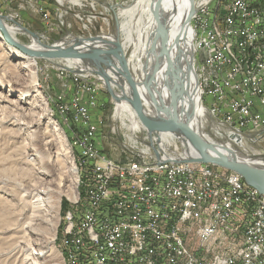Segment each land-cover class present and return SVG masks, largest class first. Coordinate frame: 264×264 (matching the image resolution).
<instances>
[{"label": "rangeland", "instance_id": "obj_1", "mask_svg": "<svg viewBox=\"0 0 264 264\" xmlns=\"http://www.w3.org/2000/svg\"><path fill=\"white\" fill-rule=\"evenodd\" d=\"M136 1L96 0L92 9V0H16L7 10L9 15L5 18L6 24L15 28L14 30L19 28L14 21L23 26L22 30L19 28L14 34L12 33L19 42L39 48L45 45L66 47L73 44L76 38L99 37L93 43L101 47V57L108 59L109 64L92 54L91 49L80 51L87 56L35 58L24 54L9 44L2 34L0 35V264H68L63 248L59 246V238L61 239L63 235L58 236V227L59 229L61 227L60 235L66 223L64 217L68 210L72 213L74 211L76 215L84 211L86 186L80 184L81 179L84 180L83 166L78 163L77 145L70 140L73 132L71 133V128H68L65 122L60 121V113L55 108V101L59 96L63 97L61 100L72 111L75 110V102L87 109L88 120L96 125L95 146L100 155L108 159L126 163L131 159L141 158L146 163L149 160L157 164H193V168L208 166L214 173L239 175L246 185L264 196V193L248 184L242 175L228 168L209 162L166 161L167 158L184 159L196 156L197 150L175 132L150 129L140 120L134 107L126 99V96L130 95L128 81L122 69L113 64V61H120L119 54L112 44L101 41L119 42L134 80L136 82L146 80L153 65L145 73L144 71L142 74L135 73L130 66L134 47L124 45L126 37L122 23L130 18L122 13V9ZM228 3L229 0H221L220 4L217 0H191L189 7L184 10V21L192 32V54L188 60L191 62V69H188L187 76H191V80L194 81L195 93L198 94L199 106L203 112L202 131L191 124V119L190 124L205 140L221 147L222 150H233V156L253 159L257 165L264 166L262 104L259 106L256 103L252 107L253 113L263 116L260 124L230 126L225 120H221L220 116L216 120L208 100L199 87L197 64L199 61L203 63L207 56V51L197 46L202 34L203 9L209 6L218 14L226 12L224 7ZM259 4L263 5L264 0H260ZM41 9H46L45 13L49 16L45 21ZM91 9L97 14L96 17L88 16V11ZM20 11V16H17ZM13 12H15L14 17L10 15ZM115 15L118 17V27L115 24ZM138 15L137 12L135 21L132 20L135 28L138 27L136 26ZM30 31L36 36L33 37ZM156 37L157 33L149 48L150 53L154 52L153 44ZM33 38L36 40L35 44ZM14 49L32 57L35 65L31 69L25 68V57L14 54L13 52L16 51ZM32 72L37 77L38 87L34 90L31 88L29 95H25L29 89ZM153 86L158 92L154 82ZM138 92L146 114L156 117L159 110L152 91L148 86L145 88L138 86ZM35 93H39V97L47 106L46 115L41 120H38L40 112L37 113L38 110L28 108L25 104L28 98L35 97ZM19 98H23V102H20ZM161 98L165 104L162 96ZM165 105L175 109L169 104ZM195 111L194 108L193 114ZM176 112L180 117V112L178 110ZM161 115L166 116V112L163 111ZM47 138L49 142H46ZM32 145L37 151L31 148ZM38 151L45 155V162L41 160ZM29 158L33 160L30 166L24 162ZM158 158L162 160L158 161ZM32 181L48 190L46 194H41L43 197L50 196V203H44L41 212L34 213L26 204L25 188L28 182ZM78 192H81L83 202L76 210L67 197L74 198ZM50 205H53V208ZM31 213L36 215L33 217L31 227H27ZM53 226H55L53 237L55 251L50 254L48 251L50 245H39L35 241L42 242L37 232L41 233L42 237L45 235L51 237ZM243 240L242 233H239L235 240L232 234L230 245L220 244V246L224 252L234 251L236 254L246 248L242 246ZM195 241L196 238L186 243L191 251L197 246ZM196 256L203 258L198 254Z\"/></svg>", "mask_w": 264, "mask_h": 264}, {"label": "built area", "instance_id": "obj_2", "mask_svg": "<svg viewBox=\"0 0 264 264\" xmlns=\"http://www.w3.org/2000/svg\"><path fill=\"white\" fill-rule=\"evenodd\" d=\"M15 1L0 0V13L8 16ZM259 3L229 0L226 12L207 6L202 13L197 46L207 56L197 64L199 87L216 120L220 116L230 126L263 120L252 111L256 103L264 109V4ZM92 9L88 16L96 17ZM41 10L45 21L49 16ZM61 99L55 108L75 134L86 186L84 211L68 210L59 235L68 264H97L104 255L116 256V264H264V196L239 175L193 164L108 159L95 146L96 125L87 109L75 102L72 111ZM239 233L246 248L224 252L220 244L230 245L231 235L235 240ZM194 238L191 251L186 243Z\"/></svg>", "mask_w": 264, "mask_h": 264}, {"label": "bare ground", "instance_id": "obj_3", "mask_svg": "<svg viewBox=\"0 0 264 264\" xmlns=\"http://www.w3.org/2000/svg\"><path fill=\"white\" fill-rule=\"evenodd\" d=\"M190 1L191 0H137L134 4L122 9V13L130 18V20H127V22H124L122 24V28L124 29L125 37H126L125 46L126 47L130 45L134 46V50L132 52L130 59L131 66L135 71L143 73L142 66L144 65L146 67V70H148L152 65H154L155 61L158 58L157 56L159 52V47H158L159 41L157 42V46L153 53H150L148 51L150 50L149 48L151 46L152 40L155 37V34L158 32L160 21L162 22V24L168 23V26L170 28L168 43H166L168 60L165 62L163 67L160 68V70L155 74L153 82L155 85H157L158 92L163 97L165 104H169L173 106L176 110H178L180 112V118L182 117V119H184L185 117H188L189 113L195 108L196 111L190 118L191 124L201 130V127L203 126L202 124L203 112H201L202 110L201 107L199 106L198 94L195 93L194 81L191 80V76L189 77L187 76V71H188L187 65L183 66L182 64L185 63L187 60H189L192 54V47H191L192 32L189 25L184 21L185 20L184 10L189 7ZM220 2L221 0H217L218 4H220ZM137 12L139 13V15L138 17H136L137 25L136 24L135 25L138 27L135 28L133 26L132 20L135 21L134 17ZM8 29L13 34L17 31V29L19 30V28L14 30L15 28H12L10 26H8ZM33 41L35 44L36 43L35 38H33ZM168 46L171 48H169ZM13 53L25 57V65H24L25 68L31 69L32 66L35 65L34 59L30 56L28 57L24 55L25 53L22 54L18 50L14 51ZM178 66H180L179 69H177ZM176 70H177V74H176ZM36 78L37 77L35 73L32 72V78L30 83L28 84L29 89L25 93V95H29L28 93L31 91V88L32 90H34L36 87H38V82ZM34 96L35 97L33 99L28 98L25 104H27L28 108L38 110L37 113L40 112L38 120H41L44 118L47 112L46 102L39 97V93H35ZM19 100L20 102H23V98H19ZM59 119H61L60 121H63V117L61 115ZM32 138H34V135L32 136ZM70 140H72L73 142L71 143L76 144L78 148V142L75 141L74 133ZM46 142H49L48 138ZM31 148L34 151H37V148L34 145H32ZM222 151L226 152V149ZM228 151H230L232 154L234 152L233 150L230 149ZM37 153L40 154L41 160L45 162V155L41 154L39 151ZM236 157L238 156L236 155ZM31 161L33 160L29 158L26 159L24 162L30 166L32 165ZM248 161H250V163H255L253 159H248ZM78 163L80 165L79 153H78ZM80 184L82 186V179ZM77 190L79 189L77 188ZM25 191H26L25 195L27 198L26 204L32 208L34 213L41 212L44 203L45 204H47V202L50 203L49 200L50 196L43 197L41 195V194H46L48 190L42 188V186H40L35 181L28 182ZM80 193L81 192H78V195L75 196L74 198L69 197L70 201L73 202V205H79L80 203L82 204V197ZM30 197L32 198L29 199ZM50 206L53 208V205ZM57 206L58 204L55 207L57 208ZM35 215L36 214L31 213L30 221L27 227H31L30 225L33 224L32 223L34 221L33 217H35ZM54 230H55V226H53L52 228L51 237H47L45 235L46 238L45 236L42 237L41 233L39 232L36 233L41 237L42 242L37 240L35 242L39 245L42 244L50 245L48 250L50 254H53L55 251L53 249ZM58 236H59V227H58ZM59 246L63 248V253L66 255V258L68 259V254L67 252H65L64 246L63 245H59ZM15 251L16 249H14V252ZM41 251L43 252V250ZM97 264H116V256L104 255L103 258L97 259Z\"/></svg>", "mask_w": 264, "mask_h": 264}, {"label": "water", "instance_id": "obj_4", "mask_svg": "<svg viewBox=\"0 0 264 264\" xmlns=\"http://www.w3.org/2000/svg\"><path fill=\"white\" fill-rule=\"evenodd\" d=\"M6 15L0 13V32L4 36L5 40L11 44L12 46L18 48L23 53H26L35 58H69V57H80L87 56V54H83L80 51L84 49H91L92 54L100 57L102 61L106 64H109V60L101 57V47H97L94 45V41L99 37L95 38H76L73 41V44L63 47L60 45H48L43 46V48L39 47H30L21 42H19L14 35L9 31L8 24H6ZM12 20V19H11ZM16 27H19L21 30V23L14 21ZM115 24L116 27L119 26L118 17L115 15ZM27 30V28L24 27ZM29 31V30H27ZM169 31L170 28L168 23L162 24L160 21L159 29L157 32V37L153 44V50H155L157 46V42L159 41L158 47V58L153 65L152 69L147 75V78L144 82H136L128 70L127 61L123 51L121 50V45L119 42H111L104 41V43H109L113 45V48L119 54L118 62L113 61V64L119 66L122 69L123 74L128 81L130 86V95L126 96V99L130 104L134 107L137 115L140 120L150 129L159 130V131H172L176 134L180 135L183 140L192 144L197 150L196 156L187 157L184 159L178 158H167L166 161L173 162H205V163H213L230 170H233L244 177L246 182L254 187H256L260 192L264 193V166L257 165L256 163H250L248 158L241 157L237 158L233 156V154L226 149V153H224L221 147L215 145L212 142L205 140L190 124V118L193 115L191 111L187 117V119H181L176 110L168 107L162 102V98L160 93L155 90L153 86V79L155 74L163 67L165 62L168 60L167 54V45L169 39ZM33 37L36 36L34 32H31ZM179 41V40H178ZM169 47V46H168ZM171 48V47H169ZM184 62V61H183ZM183 66L187 65V69H191V62L186 61L182 63ZM180 66L177 67L179 69ZM177 74V70H176ZM138 86H146L152 91L154 96V102L158 107L159 113L156 114V117H150L146 114L144 110L143 103L141 102L140 95L138 92ZM165 111L166 116L161 115V113ZM223 143V142H222ZM225 150V149H224ZM189 155V154H188ZM182 158V157H181ZM158 161H161V158H158ZM247 160V161H246Z\"/></svg>", "mask_w": 264, "mask_h": 264}, {"label": "crops", "instance_id": "obj_5", "mask_svg": "<svg viewBox=\"0 0 264 264\" xmlns=\"http://www.w3.org/2000/svg\"><path fill=\"white\" fill-rule=\"evenodd\" d=\"M123 23H124V22H123ZM123 23H122V24H123ZM124 45H125V43H124ZM130 46H131V45H130ZM125 47H126V46H125ZM128 47H129V46H128ZM133 47H134V46H133ZM133 50H134V49H133ZM130 66H131V63H130ZM131 69H132L135 73L138 74V72L135 71V70L132 68V66H131ZM142 69H143L144 72L147 71V70H146V67H145L144 65L142 66ZM140 74H142V73H140Z\"/></svg>", "mask_w": 264, "mask_h": 264}, {"label": "trees", "instance_id": "obj_6", "mask_svg": "<svg viewBox=\"0 0 264 264\" xmlns=\"http://www.w3.org/2000/svg\"><path fill=\"white\" fill-rule=\"evenodd\" d=\"M67 132H69V131H67ZM64 203V202H63ZM64 206V205H63Z\"/></svg>", "mask_w": 264, "mask_h": 264}]
</instances>
